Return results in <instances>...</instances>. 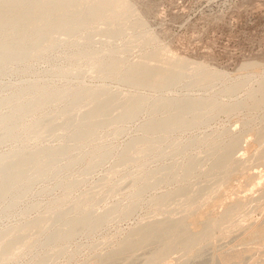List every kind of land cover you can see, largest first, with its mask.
Here are the masks:
<instances>
[{
	"label": "bare ground",
	"instance_id": "6f19581e",
	"mask_svg": "<svg viewBox=\"0 0 264 264\" xmlns=\"http://www.w3.org/2000/svg\"><path fill=\"white\" fill-rule=\"evenodd\" d=\"M134 10H133V7L131 6V3L129 2V0H0V78H1V76L5 77L9 73L11 74L14 66L18 67L22 64H27V66H29L28 64L31 62L29 60H31V59H35V60L40 59L41 60V58L44 57L50 50H52L54 47H56V45L58 44L59 36H62V35L66 36L67 38L65 37L64 39H66L68 41L71 37H74L75 38L74 40H73V38H71V41L73 40L74 42L72 41L70 43H73L77 46L82 47L80 49L78 48V50H76V51H72V53H70L71 57H76L78 59V61L80 60L81 62H85V64L90 63L89 65H91V68L95 69V71H98L100 73L99 75L104 77L105 79L107 78V80L113 79V80H116L118 82H121L122 84L125 83V85L128 84L129 86H132L135 88H145V89L147 88L148 90L154 89V90L159 91L161 89L165 90V88H169V87L171 88L172 86H177V85H181V84L184 87L191 88V87H194L196 85H199L202 81H210L215 77L218 78V73L210 71L211 69L210 70H208V68L206 69L205 65H203L204 63H193L188 59L182 58V56L176 57V56H174L175 54L174 55L173 54L167 55L166 51L164 52L162 48H158L159 46H157L156 49L151 50L150 52H146V54H143V56H141L140 60H138L136 62H132L133 60H131V63L130 62L127 63V59L125 57H123V58L126 59V61L122 57H118L117 56L118 54L115 55V53H116L115 50L110 49L107 52H103L102 48H101V50L100 49L99 50H93V49L89 50L88 49V47L92 43L93 33H94V35H96L95 33H98V32L101 33L102 32V34L104 33V34L108 35L110 38L111 37H118L119 38L123 34L124 29H125L126 25H128V23H131V26H132L131 29L134 28L136 30H140L141 28L146 27V26H143L144 24H146V22H142L141 16H139V17H141L140 18L141 20L135 19V21H133L134 20L133 19L132 21H130V17H132V15H134V12H136ZM134 17H132V18H134ZM103 26H104V28H103ZM100 27H102V28H100ZM134 29H132V30H134ZM144 35L146 36V32L144 33ZM148 36L150 37L149 34H148ZM93 37H95V36H93ZM105 37H107V36H105ZM138 37L142 38L143 36H138ZM120 38H122V37H120ZM128 39H130V38H128ZM94 40L99 41L97 39H94ZM102 40H103V38H102ZM144 40H146V39H144ZM153 40L154 39H152V41ZM156 40H158V39H156ZM62 41H64V40H62ZM62 41L60 40L59 44H61ZM107 41L108 40H106L104 42L109 44ZM126 41H127V39H126ZM113 42H114V40H113ZM66 43L67 42H65L64 44H66ZM101 43H103V42H101ZM96 44H97V42H96ZM105 44H104V46H105ZM62 46H63V44H62ZM71 47H73V46H70V47L68 46V48H71ZM100 47H101V45H100ZM166 49L167 48H165L164 50H166ZM107 50H108V48H107ZM119 55H121V54L119 53ZM61 56H60V58H62ZM48 57H50V56H48ZM68 59H72V58L69 57ZM46 60H47V58H46ZM50 60H51V58H50ZM71 61H73V60H71ZM154 62H156V63H154ZM55 63H57V61ZM77 64H79V63H77ZM83 64L84 63H82V65ZM32 65H33V63L29 67L31 68ZM60 65H62V64L60 63ZM253 65H255V63L251 64V66H253ZM64 66H67L66 63ZM21 67H23V66H21ZM29 67H25V68H23V70L26 68L28 70ZM243 67H244V65L242 66V68ZM15 68H14V71H15ZM58 68H59V65H58ZM245 69H247V68H245ZM14 71H13V73H15L17 71V68H16V71L15 72ZM22 71H18V72H22ZM24 71H26V70H24ZM45 72H47V71H45ZM35 74H36V72H35ZM79 74L81 75V73H79ZM31 75H33V74H31ZM61 75L64 76L65 74H61ZM71 75L72 74L70 72V76ZM83 75H84V73H83ZM76 76L77 75L73 74V76H71L70 78H73ZM4 77H2V78H4ZM50 77H52V75ZM57 77L59 79L60 76H57ZM240 78L241 77H239L238 79H240ZM58 79H56V81ZM244 80H246V79H244ZM33 81L34 80H32L31 83L26 84V85L24 83V85L23 86L21 85V87H19L18 90L16 89L17 91H15V92H14L15 89L14 90L12 89L13 93H11V94L9 93V95H7V96L0 97V145L2 143L8 142L10 140L11 141H14V140L20 141L19 139H22V138L24 139V137L28 136V135H30V137L32 136L31 139L39 141L41 136L44 133H48V134L51 133L50 135H52V134H56V132L58 130H62L61 132L63 133L64 137L67 136L69 139H71L73 142H75L74 144L76 146H80L86 141L87 142L91 141L89 139L91 137V135L94 134L99 129H101L104 125H110V124L113 125V124L118 123V122H121V123L124 121L128 122V120L135 119L138 116V114L143 110V106L145 104V103L144 104L142 103V101H144L143 99L145 98L143 95H141L142 92L140 94L135 93V92H130V93L127 92V94L124 93L125 95H122V94H119L118 91L117 92L116 91L113 92V90L110 91L109 89L105 88V86H103V87L99 86L98 88H95V89H91L92 86L90 88H83L84 87L83 83H82L83 84L82 87H77L78 86V84H77V86L75 85V88H69V89H65V90H63L64 89L63 88L62 91H57V89L56 88H55L56 90L53 89L47 83L46 80H45L46 83L43 82L44 80L42 82H40V81L38 82L36 80H35V82H33ZM50 82H51V80H50ZM68 82H69V80H68ZM243 83L244 82L239 81L235 84H230L228 87L226 86V88H224V89L222 88L223 90H221V91H222V93L233 95L242 88V86L244 85ZM53 84H55V83H53ZM256 84H255L256 85L255 87L251 88L248 91L245 98H242L238 101H235V102L229 103V104L222 102L221 100H219L218 98H215L214 96L213 97H202V96H200V97H190V96L168 97V95H167V97H163V96L161 98L157 97L158 99L153 102L155 104V106L152 104V106H154V109L153 108L151 109V112H152L151 118L146 120V122L141 126L143 134H141V136L137 135L138 137H135V138L129 140L127 142V144L125 145V147L123 146L124 149L122 148L123 151H122V153L120 152L121 156L118 159L119 163L125 164V165L131 164V163L134 164V162L138 161L141 158H143V162H144L145 156L148 155L149 153L151 155V153L158 147L157 145H160L164 140H166L167 135H169L171 133L173 135V132H176V131H183V130L193 128V127H197V126H201V125L203 126V124H206L207 122L212 120V118L214 116H216V114H219L221 112L229 114L230 112H233V111L238 110V109H240V110L241 109H247L248 111H249V109H254V110L255 109H257V110L262 109V107L264 106V78H262L259 82L257 81ZM6 86H7L6 88H8V86H10V84L6 85ZM13 86H15V85H13ZM18 86H17V88H18ZM62 87H64V86H62ZM58 88H60V86H58ZM60 90H61V88H60ZM3 91H5V90H3ZM135 91H137V90H135ZM6 93H8V92H6ZM214 95H217V93H215ZM227 96H229V95H227ZM61 99H63V100L69 99V100L66 103V105L65 106L63 105V107L58 111L57 119L61 120L60 123L57 122V119H55V118H49L50 116L48 118L46 117L43 119L42 118L38 119L39 118V117H37L38 113L41 114L40 111L42 109H43L42 111H44L43 113L46 114L44 108L47 109L48 106L50 108V105H52V103L54 104L55 101L61 100ZM145 101H146V99H145ZM5 105H8V106L10 105L9 111L7 110L8 112H2V108ZM52 107H54V106H52ZM83 108L85 110H82ZM150 108H151V106H150ZM4 109L5 108H3V110ZM52 109H54V108H52ZM50 111H52V110H50ZM115 111L118 112L116 115H114ZM162 111L164 112L165 115L162 113ZM160 113H162L163 115L162 114L160 115ZM49 115H50V113H49ZM52 115H56V113L55 114L53 113ZM24 116H27V118L24 119ZM263 119H264V114H263ZM207 125H208V123H207ZM87 126H90V128H86ZM228 130H229V128H228ZM113 131L115 132V130H113ZM117 132H119V131H117ZM122 132L123 131H121V133ZM229 132H230V130H229ZM97 133L99 134V131ZM226 133H228V132H226ZM61 134H57V136H56L57 139H58V135H61ZM110 134H111V132H110ZM159 134H161V135H159ZM232 134H233V137L231 136L230 139L227 136L229 139L228 141L226 140L227 142L222 143L223 141L221 140L220 143L217 142L218 144L210 147L211 151L207 154L206 157H209V159L212 158V163L210 164V166L208 167L207 170L202 172V174L200 176H203L205 179H209V180L216 179L222 174L226 175L227 177H229L230 174H233V176H232L233 179L240 178L241 181L243 178V184L246 188L249 189V186L254 185V187H255V184L257 185V187H255L254 190L258 194L256 195V198H254V200H257V201L264 203V173H263V170H264V125L255 131H252L250 129H241L240 131L232 132ZM94 136H92V140H93ZM97 136H99V135H97ZM110 136H112V135H109V138H110ZM116 136H117V134H116ZM50 137L52 138V136H50ZM168 138H169V136H168ZM213 139H214V137H213ZM196 140L193 141V143L196 142ZM65 141H67V140H65ZM210 141H212V140H210ZM214 141H215V139H214ZM106 142H108V141H106ZM165 142H167V141H165ZM193 143H191V144H193ZM23 144H24V142H23ZM90 144H91V142H90ZM52 145L51 146H43V147L38 146L35 148L31 147L33 145H31V146H22L21 145V147L20 148L18 147V149L16 148V150L12 149V151H7V152L5 151L2 154H0V204L7 202V205L5 206V208L2 207V210H8L9 211L10 208H12L14 205H17L18 203L17 204H15V203L18 200H20V198L23 195H25L26 193L31 191L30 188H33L32 183L34 182V180L36 181V178L38 180V177H40L39 179H41L42 176H47V175L51 174L54 171L55 166L57 165V162H59V159L61 157L69 155V154L71 155L70 158L67 157V159H69V161L66 159L68 161V163L65 165V167L63 166V168H65V170L69 169V172H70V169L74 168L72 166L78 165V164H80V166L82 165L81 166L82 168L78 165L79 170L81 168L82 171H89V170L95 168L96 166L98 168V164H100L102 161H104L110 155V152H109L110 150L109 151H103L100 153H96L93 150L95 153H92V152L90 153L89 151H91V150L89 148L88 152L90 154H88V153L85 154L86 153L85 152L84 153L85 155L83 154V156L80 155L81 157H75V156H77L76 155L77 153L74 156H72V154L70 153L72 148H74L73 146H69L67 144L64 146H58V145L52 146ZM185 145H187V144H185ZM190 145H188V146H190ZM211 145H212V143H211ZM34 146H35V144H34ZM92 146H90V147H92ZM80 147H81L80 148V150H81L82 146H80ZM83 147H84V145H83ZM159 147H161V145ZM107 148H110V147H107ZM77 149H79V148H77ZM111 150H114V149L111 148ZM183 150H184V148H183ZM84 151H86V150H84ZM160 151H161V149H160ZM178 151H179V149H178ZM98 152H99V150H98ZM161 152L163 154L164 150H162ZM185 152H186V150H185ZM72 153H74V152H72ZM238 153H240V154L237 156ZM146 157H148V156H146ZM232 159H233V162H232ZM207 161H209V160H207ZM104 162H106V161H104ZM119 163H117V164H119ZM197 163L198 162L195 158H189L187 160V162L184 163V165H182V163H181L182 167H180L179 170L182 173L181 174V180L183 182H185L186 178L191 173H192V178L195 176V175L193 176V172L196 171L197 169H199V168H197L198 167ZM145 164H146V162H145ZM204 165H206V163ZM78 166H75V167H78ZM201 166H203V165L201 164ZM114 167H116V166L114 165ZM139 167L141 168L142 166H139ZM255 167H262V170L253 172V169ZM59 168H61V167H59ZM123 168H125V167H123ZM127 168H128V166H127ZM174 168H175V164H173V165L170 164L169 166H166L164 168H160V170L158 169L155 171H150L147 174H145L144 178L143 177L141 178L142 183L140 182L141 180L139 181L137 178L138 182L141 183V184L139 183L140 185H138V183L135 182L137 180H134L132 184L129 183L132 181V180H130L128 182V185L126 183H124L125 186H129V184H130L132 187L131 190L128 189V191L129 190L131 191L130 195L132 198V202L130 204H128L127 206H125V204H124L125 207H121V205L117 204V205H114L111 209L105 210L106 212H103V213L101 212V214L95 216V214L93 215L91 213H88L87 210H89L88 206L91 205L96 200L97 197H96V195L85 196V197L79 198L78 201L74 204L75 211L78 213H81V215L83 214L81 217H76V218H74V217L69 218L68 217V218H66L67 213L62 212V210L57 211L55 213L53 212V214H49L48 210L51 209V208H49L47 210L48 215H45L46 212L44 214L42 212L41 215H43V216L39 215V217H37L38 216L37 215L36 218H32L31 220H28L29 218H27L26 220H28V221L24 222V224H22V225L20 224V226L13 227V228L10 226L11 228L8 227L9 228L8 230H0V264H1V262H8L9 259H11V258H12L11 260H14L13 259L14 256L19 251V249L23 246H27V247L34 246L35 247V245H40V246L42 245L43 247H45L47 245L54 244V247L50 251H48V252H46L40 256L38 254L39 257L37 259H35V261H33V259H32L33 264H48L47 261H49L48 256L50 255V253L57 254L58 256H59V254H62V252L64 253V251H65L64 250V246H65L64 243L65 242H67V244H68V242L70 240L75 239L76 236L78 237V235H81V234L82 235L83 234L84 235L89 234V236H91L90 233H92V234L95 233L93 231H95L97 228L99 230V227L104 225L109 220L111 215H113V214L117 215L120 218V220L122 218H124V220H125V217L127 218L129 215H131V214L133 215L135 213V211H137V208H139L138 207L139 206V204H138L139 198L143 194L146 195L145 192L147 190L149 192V189L155 188L154 186H156L158 188V186H159L158 184L171 181L172 176H170V174ZM200 168L202 169L203 167H200ZM72 171H73V169L71 170V172ZM117 171L118 170H116V172ZM130 171H133V170H130ZM134 171H136V170H134ZM140 171H142V170H140ZM61 172H62V170H61ZM63 172H65V171H63ZM74 172H76V170L73 171L72 173L74 174ZM200 172H198L197 175H199ZM121 173H122V171H121ZM136 173H139V172H136ZM59 174L61 175V173H59ZM143 174H144V172H143ZM177 174L178 173H176V175ZM114 175H116V174H114ZM122 175L124 176V174H122ZM135 175H138V174H135ZM174 175H175V173H174ZM197 175H196V177H197ZM62 176H63V173H62ZM105 176H108V174H106ZM64 177H66V176H64ZM133 177L136 178L137 176H133ZM190 177H191V175H190ZM53 178H57V177H53ZM198 178H200V177H198ZM45 179H46V177H45ZM61 179H62V177H61ZM110 179L111 178H109V180ZM41 180H43V179H41ZM51 180H52V178H51ZM202 180L200 183H202ZM228 180L230 181V177L228 178ZM47 181H48V177H47ZM55 181H57V180L55 179ZM102 181H103V179H102ZM196 181L198 182V180H196ZM62 182H63V179H62ZM62 182L60 181V183H61L60 187H63L62 189L64 190V193H63L64 195H62V197H60V198H57V200H55V201L53 200L55 205L52 202H50L51 204L56 206V208H59L60 204L66 200V196L68 195V193L73 188H76L77 185H79L77 180L73 181V182H69V181L68 182L65 181L63 183ZM106 182L108 183V181H106ZM173 182H174V180H173ZM178 182H179V180H178ZM189 182L191 183V181H189ZM121 183H122V181H121ZM121 183L119 186H121ZM209 183H210V181H209ZM101 185H102V183H101ZM103 185H102V187H103ZM108 187H110V186H108ZM122 187H123V184H122ZM192 187H195V186H192ZM40 189H42V188H40ZM116 189H117L116 192H118V187ZM114 190L112 189V191H114ZM40 191H43V190H40ZM46 191H48V186L44 190V192H46ZM52 191H54V190H52ZM119 191H121V188L119 189ZM195 191H197V190H195ZM49 192H47V194H50ZM251 192H253V190ZM105 193H107V192H105ZM198 193H200V192H198ZM116 194H118V193H116ZM173 194H179V195L186 196L185 208L183 207L184 212H185L184 216H181L180 218H174V216L172 217L171 213H169V215H167L166 217H164L162 219H160L161 216H159V219H154V220L150 219L152 221H149L146 223H143V222L140 223L139 222L138 225L135 226L133 229H131V231L127 235H124V238L120 242H118V244L115 246V248H113L112 251H110L104 255L101 254L100 256H98L96 258V261L93 264H115V262H117L116 264H118V263L122 264L121 259L124 260L123 262H126V264H135V263L139 264V261L136 260V257L138 254L137 251H139V250L144 251V253H143L144 256L141 255L144 258H142V261L140 262V264H157V263L167 259L168 256L173 251H176V250L184 251V255L186 257L191 256L195 252V249L198 246H200V249L199 250L197 249L199 252H201V250L206 251V249H204V244L206 242L210 241L213 238V236L215 235L216 226H218V222L222 218L229 216L232 208H233V218H234V210H238V213L242 212V210L246 207V205L248 203V201H247L248 198H245L246 196L245 197L239 196L237 198H233V201H231V200L228 201V199H225V198L217 199L216 200L217 206L223 207V210L220 211L219 208L217 207L218 211H216V209H215L210 215H204L203 211L201 210V207L198 206L197 198L195 196H191V195L187 194V187L183 185V186H179V188H177L176 190H171V191H168L165 193L162 192L161 194H158L156 197H153L154 198L152 200L153 205L156 206L157 210L162 211L165 207V203L171 199ZM27 195L28 194H26L25 197H27ZM252 195H254V194H252ZM119 196H121V194H119ZM248 197L250 198L249 195H248ZM251 198H252V196H251ZM129 199H128V201H129ZM147 200L150 201V199H147ZM34 203L36 204L38 202L35 201ZM121 203L122 202H120L119 204H121ZM140 203H142V202H140ZM28 205H26V207ZM62 205H63V203H62ZM166 205H167V203H166ZM0 206H3V205H0ZM30 207L32 209L34 206H30ZM30 207H29V211L31 210ZM35 207H36V205H35ZM91 207H94V205ZM263 207L264 206H262V208ZM23 209H22V211H24ZM55 211H56V209H55ZM95 212H96V210H95ZM243 212H245V211H243ZM28 213H30V212H27V213L25 212V214H28ZM50 213H52V212H50ZM154 213H156V212H154ZM173 213H174V211H173ZM246 214L248 216L250 215L249 213H246ZM77 215H79V214H77ZM77 215H75V216H77ZM155 215H153V218H155L154 217ZM247 215H245V217ZM51 221L62 222V226H60L59 229H57V230L55 229L48 234L46 233L47 235H46L45 239L42 240L43 237L41 235L44 231L45 224H47L48 222H51ZM110 221H112V220H110ZM240 221L241 220H239V223H241ZM57 222H55V223H57ZM235 223H236V221H235ZM239 223L236 225L234 223L233 224L237 228L239 227L242 231L241 232L242 234L240 233L241 239L239 238L240 240H243L241 243H243L244 241L247 243V241H248L247 245L250 244L251 246H253V248L255 246H258L264 250V248H263L264 247V237H260L261 234H259L260 233L259 228L260 227L262 228V225H264V218L261 220L259 219L258 221L254 220L253 222H250L249 224H247V226L244 222H242V223H244L245 226L242 225V223H241V225ZM0 229H1V227H0ZM261 230L263 231L264 229H261ZM262 235H264V233ZM121 237H123V236H121ZM110 241L108 239V242H110ZM115 242H117V240ZM211 242H210V244L208 243V245L211 246L212 245ZM246 243H244L246 250L240 251V252L233 251L234 248L232 250L229 248L230 251L226 250L224 252V250H223L222 252H219L218 251L219 248H218V250H216V251H218L217 256H216V254L214 255L217 257V258L215 257V259H218L219 264H239L242 260H244L242 258L244 255L246 256L245 253L249 252L250 248L252 251V247H250L249 245L248 246L250 248H246L247 247ZM105 244H106V241H105ZM252 244H254L255 246ZM85 246H87V244ZM95 246H97V244L96 245L94 244V248H95ZM105 246H107V244ZM105 246H103V247L105 248ZM66 247L67 246H65V248ZM205 247H206V245H205ZM107 248H109V247H107ZM260 248H259V251H260ZM22 249H24V248H22ZM256 249H258V248H255V250ZM73 250H74V248H73ZM80 250H77V251H80ZM242 250H243V248H242ZM75 251H76V248H75ZM75 251H74V253H76ZM81 251H80V253H81ZM236 251H237V249H236ZM27 252H29V251H27ZM37 252H39V251H37ZM94 252H96V251H94ZM181 252L177 251L176 253H181ZM262 252H260V253H262ZM39 253H41V252H39ZM103 253H104V251H103ZM213 253H214V250H213ZM78 254H79V252H78ZM203 254H205V253H202V255ZM211 254L212 253H210V255ZM36 255H35V257H37ZM195 255H197V254H195ZM248 255H249V253H248ZM182 256H183V254H182ZM199 256L201 258H203L205 255H203V257H202L199 254ZM92 257H94V256L92 255ZM210 257H212V256H210ZM210 257L208 258V260L210 259ZM52 258H54V257H52ZM70 258H69V263H70V260H72L74 258V256L72 259H70ZM191 258H189L190 261H191ZM194 258H195V256L192 259L194 260ZM57 259H58V257H57ZM64 259H65V257H64ZM198 259H200V258H198ZM198 259H197V262L199 263ZM211 259L213 260L214 258H211ZM11 260H10V262H11ZM59 260H60V258H59ZM66 260H67V258H66ZM118 260H120L121 262H118ZM208 260H207V263H208ZM261 260H263L262 261L263 263L262 262H259V263L264 264V259H261ZM73 261H74V259H73ZM136 261H138V262H136ZM201 262H204V261H201ZM255 262L257 264L258 261L255 260ZM183 263H185V261ZM211 263L209 262V264H211Z\"/></svg>",
	"mask_w": 264,
	"mask_h": 264
},
{
	"label": "rangeland",
	"instance_id": "374dc122",
	"mask_svg": "<svg viewBox=\"0 0 264 264\" xmlns=\"http://www.w3.org/2000/svg\"><path fill=\"white\" fill-rule=\"evenodd\" d=\"M129 2L131 3L133 10L135 9L134 11H136V12H134V15H132V17H134V16L135 17L134 18L130 17V21H132L133 19H134L133 21H135V19L137 20V19H140L142 17V22H146V24H144L143 26H146V27L142 26L143 28H141L140 30H136V29L132 28V29H134V30H132L131 29V27H132L131 23H128V25H126V27L124 29L123 34L120 36L122 38H120V37L119 38L118 37H111L110 38L108 35H106L104 33L102 34V32L101 33L100 32L95 33L96 35H94V33H93L92 43L88 47L89 50H92V49L93 50H99V49L101 50V48H102L103 52H107L110 49L115 50L116 51L115 55L118 54L117 55L118 57H122V58L125 57L127 59V63H129V62L131 63V60H133L132 62H136V61L141 59V56H143V54H146V52H150L151 50H154L157 48V46H159L158 48H162L164 52L166 51L167 55H172V54L174 55L175 54L174 56H176V57L182 56V58L188 59L193 63H204L203 65H205L206 69L208 68V70L211 69L210 71L218 73V78L215 77L210 81H202L199 85H196V86L191 87V88L184 87L182 84L177 85V86H172L171 88L170 87L165 88V90L161 89L159 91L154 90V89L148 90L147 88L146 89L145 88H135V87L129 86L128 84L125 85V83L122 84L121 82H118V81L113 80V79L107 80V78L105 79L104 77L100 76L99 75L100 73L98 71H95V69L91 68V65H89L90 63L85 64V62H81L80 60L78 61V59L76 57H71L70 53H72V51H76V50H78V48L80 49L82 47L77 46L73 43H70L75 39L74 37H71V38H73L72 41H71V38L69 37L70 39L68 38L69 39V41H68V40L64 39L66 36H63V35L59 36L58 44L56 45V47H54L52 50H50L44 57L41 58V60L40 59L29 60V61H31L30 62L31 64L33 63L31 68L29 67L31 65L30 63L28 64L29 66H27V64H22V65L18 66L20 69L22 68L21 70L17 66H14V68L15 67L17 68V71L15 68L16 72L14 71V68H13L11 74L9 73L5 77L1 76V78H0V97H4V96L9 95V93L10 94L13 93L14 89H15L14 92L17 91L19 89V87H21V85L22 86L24 85V83L26 85V84L31 83L32 80H34L33 82H35V80L38 82L39 81L42 82L44 80L43 81L44 83H46V81H47V83L53 89L56 88L57 91H62L63 88H64L63 90L69 89V88H75V85L77 86V84H78L77 87H82V85L84 84L83 88H90L92 86L91 89H95V88H98L99 86L100 87L105 86V88L109 89L110 91H112V90H113V92L118 91V93L122 94V95L127 94V92L128 93L135 92V93H139V94L142 92L141 95H143L145 97L143 99L144 101H142V103L143 104L145 103V104L143 106V110L138 114V116L135 119L128 120V122L127 121H124L122 123L118 122V123H115L113 125L112 124L104 125L101 129L98 130L99 134L97 133L98 131H96L95 132L96 134L94 133L91 135V137L89 138L91 141H88V142L86 141L87 143L84 142L82 145H80V146H82L81 150H80V148H81L80 146H76L74 144L75 142H73L67 136H65V137L63 136V133L61 132L62 130H58L56 132V134H52V135H50L51 133H49V134L44 133L42 135L43 137L41 136L39 141L31 139L32 136L30 137V135H28L29 137L23 136L24 139L23 138L19 139L20 141H17V140L11 141L10 140L8 142L2 143L0 145V154H2L5 151L6 152L12 151V149L16 150V148L17 149H18V147L20 148L21 145L22 146L33 145L31 147L35 148L38 146L39 147L51 146L52 144L54 146H57V145L58 146H64L67 144V145L73 146L75 148V149L72 148V150L70 152L72 154V156H74L77 153L76 154L77 156H75V157H81V156H83V154L85 152H86L85 154H87V153L90 154L91 152L92 153H95V152L100 153V152L109 151V150H110L109 151L110 155L104 160L106 162L102 161L103 163L101 162L100 164H98V168L96 166L95 168H93L89 171H82V169H81L82 165L80 166V164H78L81 167L80 170H79L78 165L72 166V167H74V168L71 167L73 169V171L76 170V172H74V174L72 173L73 171L71 172L72 169H70V172H69V169L65 170V168H63V166L65 167V165L69 161V159H67V157L70 158L71 155L69 154V155L61 157L60 158L61 160L59 159V162H57V165L55 166L56 170L54 169V171L47 176H42L41 179H43V180L39 179L40 177H38V180L36 178V181L34 180V182L32 183L33 188H30L31 191L26 193V194H28L27 197H25L26 194L23 195L20 198V200H18L15 203V204L18 203L17 205H14L8 211V210H2V207L5 208V206L7 205V202L0 204V205H3V206H0V227H1L0 230H8L11 227L13 228V227L20 226V224L22 225V224H24V222L31 220L32 218H36L37 215H38L37 217H39V215L43 216V215H41L42 212H43V214L46 212L45 215H48L47 210L49 208H51V209H49L50 211L48 210L49 214H53V212L55 213L57 211L62 210V212L67 213L66 218H68V217L69 218L81 217L83 214L81 215V213H78L75 211L74 204L78 201L79 198H82L85 196L96 195V197H97L96 200L91 205H89L90 207L88 206L89 210H87L88 213H91L93 215L95 214V216L101 214V212L102 213L106 212L105 210H109L114 205H117V204L121 205V207H125L132 202V198L130 195V192H131L130 190L132 189V187L130 184H132L134 180H137V178H138V180L139 181L141 180L140 182L142 183L141 178L142 177L144 178L145 174H147L148 172L155 171L158 169L160 170V168H164L166 166H169L170 164H172V165L175 164V168H174L175 170L173 169V171L170 174V176L173 177V178L171 177L172 180L168 181V182H164L165 184L161 183L162 185L158 184L159 185V186L157 185L158 188L156 186H154L155 188L149 189V192L147 190L145 192L146 195L143 194L139 198V200H138V204H139L138 207L139 208H137V211H135V213L133 215L131 214L127 218L125 217V220H124V218H122L120 220V218L115 214L111 215L112 217L110 216L109 220L104 225L99 227V230L97 228L95 231H93V232H95V233H93L94 235L92 233H90L91 236H89V234L88 235L86 234L87 236L84 234L83 235L81 234V235H78V237L76 236L75 239L70 240L68 242V244H67V242H65L66 244L64 243V245L67 246L66 247L67 249L64 246L65 251H64V253L62 252V254H59L60 257L57 254L50 253V255L48 256L49 261H47V263L48 264H84V263L85 264H93L96 261V258L98 256H100L101 254L104 255V254L112 251L113 248H115V246L118 244V242H120L124 238V235H127L131 231V229H133L135 226L138 225L139 222L140 223H142V222L146 223V222L152 221L154 219H159V216H161L160 219H162V218L166 217L167 215H169V213H171V216L172 217L174 216V218H180L181 216H184V214H185L184 208H185V202H186V196H184V195L173 194L171 199L166 202L167 205L165 203V207L162 211L157 210L156 206L153 205V202H152V200L154 199L153 197H156L158 194H161L162 192L165 193V192H168L171 190H176L177 188H179V186L184 185L187 187V194H189L191 196H195L197 198L198 206L201 207V210L203 211L204 215H210L215 209H216V211H218L217 207L219 208L220 211L223 210V207L217 206V204H216L217 199L225 198V199H228V201L229 200L233 201V198H237L239 196L240 197L246 196L245 198H248L247 201H248V203L249 202L250 203L249 204L247 203V205L245 207L246 209L244 208L242 210V212L238 213V210H234V218H233V208H232L230 211V215L225 217V218H222L218 222V226H216L215 235L213 236V238L210 241L206 242L207 244L206 243L204 244V249H206V251L201 250V252H199L198 250L200 249V246H198L195 249V252L191 256L186 257L184 255V251L181 250L182 251L181 252L180 250H176V251H173L168 256L167 259H165V260H163L157 264H185L186 262H187L186 264H202V263L203 264H209V262L211 263L212 261L213 262L211 264H219L218 259H215L218 251L222 252L224 250V252H225L226 250L230 251V249L232 250L233 248L235 249V250L233 249V251H235V252H240V251L246 250L245 245H244V243H246V242L244 241L243 243H241L243 240H240L241 239L240 235L242 234L241 233L242 231L239 227L237 228L235 225L239 223V220H241L240 221L241 223L244 222L247 226V224H249L250 222H253L254 220L258 221L259 219L260 220L263 219L264 218V207L262 208V206H264V203L257 201V200H254V198H256V195L258 194L254 190L255 187H257V185L255 184V187H254V185L249 186V189H248L243 184V178H242V181L240 178L233 179V177H232L233 174H230L229 175L230 181H229L228 180L229 177L222 174L216 179H211L212 180L211 181L209 179H205L203 176H200V175L202 174V172L207 170L208 167L210 166V164L212 163V158L209 159V157H206L207 154L211 151L210 150L211 146H214V145L220 143L221 140L223 141L222 143L227 142L231 138V136L233 137L232 132H234V131L235 132L240 131L241 129H250L252 131H255L264 125V119H263L264 106L262 107V109H259V110L249 109V111H248L247 109H241V110L238 109V110H235L233 112H230L229 114L221 112L219 114H216V116H214L212 118V120L207 122L208 125L206 123V124H203V126L201 125V126L189 128V129H186L183 131L173 132V135H172V133L167 135L166 140H164L160 144L161 147H159L160 145H157L159 148L157 147L151 153V155H150V153L148 155H146L148 157L145 156L144 162H143V158H141L138 161L134 162V164L131 163V164L125 165V164H120L118 159L120 158L121 153H122L125 145L127 144V142L129 140H131L135 137L141 136V134H143L141 126L146 122V120L151 118V115H152L151 109L152 108L154 109V106H155V104L153 102L155 100H157L158 98H161L162 96L167 97V95H168V97H176V96L213 97L214 96L215 98H218L222 102L229 104V103H233L235 101H238L242 98H245L248 91L257 85L256 84L257 81L259 82L262 78H264V0H129ZM139 16H141V17H139ZM100 28H102V27H100ZM103 28H104V26H103ZM145 32H146V36L144 35ZM148 34L150 35V37L148 36ZM93 36H95V37H93ZM105 36H107V37H105ZM138 36H143V37L141 38ZM93 38L97 39L99 41H96ZM102 38H103V40H102ZM125 38L127 39V41ZM128 38H130V39H128ZM144 39H146V40H144ZM152 39H154V40L152 41ZM156 39H158V40H156ZM60 40L61 41L64 40V41H62L63 43L61 42V44H59ZM106 40H108L107 42L111 46L109 44H107L106 42H104ZM113 40H114V42H113ZM65 42H67V43L64 44ZM96 42H97V44H96ZM101 42H103V43H101ZM62 44H63V46H62ZM104 44H105V46H104ZM100 45H101V47H100ZM68 46L69 47L73 46V47L68 48ZM107 48H108V50H107ZM165 48H167V49L164 50ZM119 53L121 55H119ZM59 55L60 56L62 55L61 57L63 59L60 58ZM48 56H50V57H48ZM69 57L72 59H68ZM46 58H47V60H46ZM50 58H51V60H50ZM126 59H124V60L126 61ZM55 60L57 61V63H55L56 62ZM71 60H73V61H71ZM60 63L62 65H60ZM65 63L67 66H64ZM77 63H79V64H77ZM82 63H84V64L82 65ZM154 63H156V62H154ZM250 63L251 64L255 63V65L251 66ZM58 65H59V68H58ZM243 65H244V67L242 68ZM21 66H23V67H21ZM25 67H29L28 70L26 68V69H24L26 71H24L23 68H25ZM245 68H247V69H245ZM13 71L15 73H13ZM18 71H22L23 73L18 72ZM45 71H47V72H45ZM35 72H36V74H35ZM70 72L72 74L71 76H73V74L77 75V76L70 78L71 77ZM79 73H81V75ZM83 73H84V75H83ZM31 74H33V75H31ZM61 74H65V75L62 76ZM51 75L53 78L50 77ZM57 76H60L59 79ZM2 77H4V78H2ZM239 77H241V78L238 79ZM243 78L246 80H244ZM56 79H58V80L56 81ZM50 80H51V82H50ZM68 80H69V82H68ZM239 81L244 82L243 83L244 85L235 94L232 93L233 95H230V94L222 93L221 90L226 88V86L228 87L230 84H235ZM53 83H55V84H53ZM9 84H10V86H8V88H6L7 87L6 85H9ZM13 85H15V86H13ZM16 85L17 86L19 85L18 88ZM58 86H60L61 90H60V88H58ZM62 86H64V87H62ZM3 90H5V91H3ZM135 90H137L138 92ZM6 92H8V93H6ZM215 93H217V95H214ZM227 95H229L230 97ZM145 99H146V101H145ZM66 100L67 99H65V100L61 99V100L55 101L54 104L52 103V105H50L51 109L49 108V106L47 107V109L44 108L46 114L43 113L44 111H42L43 110L42 109L40 111L41 114L38 113V116H37V117H39L38 119H41V118L43 119L46 117L48 118L49 116H50L49 118L57 119L58 111L63 107V105L64 106L66 105V103L68 102L69 99L67 101ZM152 104L154 106H152ZM5 106L3 107V108H5L4 110L2 108V112H8L9 111L10 105L9 106L5 105ZM52 106H54V107H52ZM150 106H151V108H150ZM52 108H54V109H52ZM48 110L49 111L52 110V111L49 112ZM82 110H85V109L83 108ZM49 113H50V115H49ZM53 113L54 114L56 113V115H52ZM117 113L118 112L115 111L114 115H116ZM162 113L164 114L163 111H162ZM162 113H160V115ZM26 118H27V116H24V119H26ZM59 120L60 119H57V122L60 123L61 120L60 121ZM86 128H90V126H87ZM228 128H229L230 132H229ZM113 130H115V132ZM117 131H119L120 133H121V131H123L124 133L122 132L120 134ZM103 132L104 133L106 132L107 134L106 133L104 134ZM110 132H111V134H110ZM226 132H228V133H226ZM57 134H61V135H58L59 140L56 137ZM116 134H117V136H116ZM97 135H99V136H97ZM109 135H112V136H110V138H109ZM159 135H161V134H159ZM50 136H52V138ZM92 136H94L93 140H92ZM168 136H169V138H168ZM227 136L229 137V139ZM213 137H214L215 141H214ZM65 140H67V141H65ZM105 140L108 142H106ZM195 140H196V142L197 141L198 142L197 143L194 142L195 143L194 144L193 141H195ZM210 140H212V141H210ZM165 141H167V142H165ZM23 142H24V144H23ZM90 142H91V144H90ZM210 142L212 143V145ZM191 143H193V144H191ZM34 144H35V146H34ZM185 144H187V145H185ZM83 145L86 149L83 147ZM188 145H190V146H188ZM90 146H92V147H90ZM107 147H110V148H107ZM77 148H79V149H77ZM89 148L91 150V151H89L90 153L88 152ZM111 148H113L114 150H111ZM183 148H184V150H183ZM160 149H161V151L164 150L163 154L160 151ZM178 149H179V151L180 150L181 151L179 152ZM84 150H86V151H84ZM98 150H99V152H98ZM185 150H186V152H185ZM72 152H74V153H72ZM239 154L240 153H238L237 156ZM189 158H195L197 160V162H198L197 166L198 167L197 166L196 167L199 169L196 170L197 172L196 171L193 172V176L195 175L193 178H192V173H191L190 174L191 177L189 175L187 177L188 179L186 178V180L188 182L185 180V182H186L185 183L181 180V174L182 173L179 169H180V167H182L181 163H182V165H184V163L187 162V160ZM206 159L209 161H207ZM145 162H146V164L147 163L148 164L146 165ZM232 162H233V159H232ZM117 163H119V164H117ZM200 163L203 166H201ZM203 163L204 164L206 163V165H204ZM114 165L116 167H114ZM58 166L61 168H59ZM75 166H78V167H75ZM127 166H128V168H127ZM139 166H142L141 167L142 169ZM199 166L203 167V168L201 169ZM123 167H125V168H123ZM61 170H62V172H61ZM116 170H118V171L116 172ZM120 170L122 171V173ZM130 170H133V171H130ZM134 170H136V171H134ZM140 170H142V171H140ZM261 170H262V167H255L253 169V172L254 171H261ZM63 171H65V172H63ZM136 172H139L140 174L136 173ZM143 172H144V174H143ZM198 172H200L199 175H197ZM59 173H61V175ZM62 173H63V176H62ZM174 173H175V175H174ZM176 173H178V174L176 175ZM263 173H264V170H263ZM106 174H108V176H105ZM114 174H116V175H114ZM122 174H124V176ZM135 174H138V175H135ZM139 175L140 176L142 175V176L140 177ZM196 175H197V177H196ZM64 176H66L69 180ZM133 176H137V177L134 178ZM45 177H46V179H45ZM47 177H48V181H47ZM53 177H57V178H53ZM61 177L63 179V182H65V181L66 182H68V181L73 182V181L77 180L79 185H77L76 188H73L68 193V195L66 196V200L64 201L65 203L62 202L63 205L61 203L60 204L61 207L59 206V208H56V206H54L55 204H54L53 200L55 201V200H57V198H60V197H62V195H64L63 194L64 190L62 189L63 187H60L61 186L60 181L62 182ZM198 177H200L201 179ZM51 178H52V180H51ZM109 178H111V179L109 180ZM55 179L57 181H55ZM102 179H103V181H102ZM195 179L198 180V182ZM130 180H132V181L129 182ZM138 180L135 182H137L138 185H140L141 183L138 182ZM173 180H174V182H173ZM178 180H179V182H178ZM201 180H202V183H200ZM106 181H108V183ZM121 181H122V183H121ZM189 181H191V183ZM209 181L211 184L209 183ZM128 182L130 183L129 186H125L124 183H126L128 185ZM101 183H102V185L104 184L105 186L103 185V187H102ZM120 183H121V186H119ZM122 184H123V187H122ZM47 186H48V191L44 192V190L47 188ZM108 186H110V187H108ZM192 186H195V187H192ZM117 187H118V192H116ZM40 188H42V189H40ZM58 188L59 189L61 188L62 190L61 189L59 190ZM120 188H121V191H119ZM39 189L43 190V191H40ZM112 189L113 190L115 189V190L112 191ZM128 189H130V190L128 191ZM52 190H54V191H52ZM195 190H197V191H195ZM250 190L251 191L253 190V192H251ZM39 192L40 193L42 192L43 194L42 193L40 194ZM47 192H49L50 194H47ZM105 192H107V193H105ZM198 192H200V193H198ZM116 193H118V194H116ZM251 193L254 195H252ZM119 194H121V196H119ZM248 195L250 196V198L252 196V198L250 199L248 197ZM128 199H129V201H128ZM147 199H150V201ZM35 201H37L38 203L35 204L34 203ZM50 202H52L54 205L51 204ZM120 202H122V203L119 204ZM140 202H142V203H140ZM124 204H125V206H124ZM26 205H28V206L26 207ZM35 205H36V207H35ZM93 205H94V207H91ZM30 206H34V207L31 209ZM29 207L31 209L30 211H29ZM22 209L24 211H22ZM55 209H56V211H55ZM95 210H96V212H95ZM172 210L174 211V213ZM153 211L156 213H154ZM243 211H245V212H243ZM25 212L26 213L30 212V213L25 214ZM50 212H52V213H50ZM246 213H249L252 217L250 215L248 216ZM77 214H79V215H77ZM75 215H77V216H75ZM153 215H155L154 216L155 218H153ZM245 215H247L248 217L247 216L245 217ZM27 218H29V219L26 220ZM150 219H152V220H150ZM110 220H112V221H110ZM235 221H236V223H235ZM53 222L54 221H51V222H48L47 224H45L44 231L41 235L43 237V239L41 238L42 240L45 239V237L48 233L52 232L55 229L57 230L60 228V226H62V222H57V221H55L57 223H55V222L53 223ZM241 223H239V224L241 225ZM244 223H242V225L245 226ZM261 229H264V225H262V228L261 227L259 228V231H260L259 234H261L260 237H264V235H262L264 233L263 232L264 230L262 231ZM121 236H123V237H121ZM108 239H109V241L111 239L112 240L110 242H108ZM116 240H117V242H115ZM105 241H106L107 246H105L106 245ZM210 242L212 244L211 246L208 245V243L210 244ZM247 243H248V241H247ZM247 243H246V246H247L246 248L252 247V251L250 248V251L245 253L246 256L245 255L243 256L242 259H244V260H242L239 264H256L255 260L258 261L257 264L259 262H262L263 260H261V259H264V250L258 246H255L254 244H252L255 246L254 248H253V246L248 244L250 246L249 247L247 245ZM86 244H87V246H85ZM94 244L95 245L97 244V246H95V248H94ZM109 245L111 247L112 246L113 247L111 248ZM205 245H206V247H205ZM39 246L40 245H35V247L34 246H32V247L23 246L20 248L21 250L19 249V251L17 252L18 254L16 253V255L14 256V258H13L14 260H11L12 259L11 258V259H9V261L7 260L8 262H1V264H3V263L4 264H28V263L33 264V261H35V259H37L40 255L50 251L54 247V244H50V245H47L45 247H43L41 245L40 246L41 248ZM103 246H105L106 249ZM213 246L214 247L216 246V247L214 248ZM107 247H109V248H107ZM22 248H24V249H22ZM73 248H74V250H73ZM75 248H76V251H75ZM218 248H219V250H218ZM242 248H243V250H242ZM255 248H258V249L255 250ZM259 248H260V251H259ZM33 249L34 250L36 249L35 250L36 252ZM236 249H237V251H236ZM77 250H80L81 253H80V251H77ZM102 250L104 251V253ZM213 250H214V253H213ZM216 250H218V251H216ZM27 251H29V252H27ZM37 251H39L41 253H39ZM74 251L76 253H74ZM94 251H96V252H94ZM177 251L181 252V253H176ZM78 252H79V254H78ZM137 252H138V254H137L138 258L136 257V260H138L139 264H140V262L142 261V258H144L143 257L144 251L139 250ZM260 252H262V253H260ZM198 253L202 257H203V255H205V256L203 258H201ZM202 253H205V254L202 255ZM210 253H212V254L210 255ZM248 253H249V255H248ZM34 254L35 255L37 254L36 255L37 257H35ZM38 254H39V256H38ZM182 254H183V256H182ZM195 254H197L198 256ZM215 254H216V256H214ZM92 255L94 257H92ZM141 255H143V256H141ZM63 256L65 257V259ZM73 256H74V258H73ZM194 256H195V258L193 260L192 258ZM210 256H212V257H210ZM52 257H54V258H52ZM57 257H58V259H57ZM209 257H210V259H209L210 261L208 260ZM59 258H60V260H59ZM66 258H67V260H66ZM69 258L70 259L73 258L74 261L72 259V260H70V263H69ZM189 258H191V261ZM198 258H200V259H198ZM211 258H214V259L212 260ZM32 259H33V261H32ZM197 259L199 260V263L197 262ZM10 260H11V262H10ZM87 260L88 261L90 260V261L88 262ZM200 260L204 261V262H201ZM207 260H208V263H207ZM121 261H122V264H124V263L126 264V262H123L124 260L121 259ZM121 261L118 260V262H121ZM138 261H136V262H138ZM184 261H185V263H183ZM116 263L117 262H115V264ZM259 264H261V263H259Z\"/></svg>",
	"mask_w": 264,
	"mask_h": 264
}]
</instances>
